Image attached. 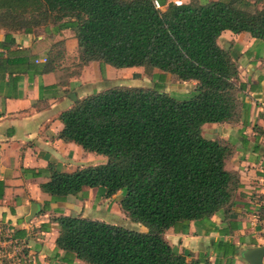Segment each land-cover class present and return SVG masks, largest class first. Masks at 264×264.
I'll list each match as a JSON object with an SVG mask.
<instances>
[{"label": "trees", "instance_id": "trees-1", "mask_svg": "<svg viewBox=\"0 0 264 264\" xmlns=\"http://www.w3.org/2000/svg\"><path fill=\"white\" fill-rule=\"evenodd\" d=\"M49 24L74 31L77 74L96 61L103 76L107 64L196 81L183 100L157 88L116 86L78 99L60 114L59 137L107 161L72 172L50 164L41 190L56 198L85 187L102 188L105 197L121 191V208L147 230L62 215L52 218L59 229L56 246L87 264H211L179 253L164 232L178 222H209L218 211L230 212L240 186L239 174L225 168L233 148L203 137L200 127L239 122L237 94L244 84L236 60L217 39L230 30L264 41V0H0L7 44L14 43L13 32ZM63 56V41L53 43L42 72L55 70ZM259 209L264 217V202ZM213 249L226 254L237 247L217 240Z\"/></svg>", "mask_w": 264, "mask_h": 264}, {"label": "crops", "instance_id": "crops-1", "mask_svg": "<svg viewBox=\"0 0 264 264\" xmlns=\"http://www.w3.org/2000/svg\"><path fill=\"white\" fill-rule=\"evenodd\" d=\"M11 37L14 43H5V30L0 28V224L12 227L14 236L26 240L34 264H87L56 246L59 229L52 218L73 214L113 223L105 217L108 197L104 190L85 187L76 195L56 198L40 186L50 178V164L72 172L107 161L103 155L61 139L59 116L76 100L106 89L101 84L110 79L111 66L104 65V76L96 61L75 73L77 40L69 28L49 24L32 33L13 32ZM57 41H63L64 56L55 70L42 72V59ZM217 42L227 45L236 60L239 82L244 84L237 94L243 108L238 123H205L200 132L232 146L225 168L239 174L240 186L228 214L221 210L209 222H178L165 230L164 237L179 253L189 252L188 259L250 264L244 252L264 245V217L259 211L264 202V41L248 32L224 30ZM184 83H191L186 91L190 97L196 81ZM32 208L35 213L30 217ZM136 224V230H147ZM217 240L233 243L236 252H216L213 243Z\"/></svg>", "mask_w": 264, "mask_h": 264}, {"label": "rangeland", "instance_id": "rangeland-1", "mask_svg": "<svg viewBox=\"0 0 264 264\" xmlns=\"http://www.w3.org/2000/svg\"><path fill=\"white\" fill-rule=\"evenodd\" d=\"M248 8L254 10L256 8L255 3H250ZM110 70V79L106 82L102 81L103 88L116 86L157 88L175 99L183 100L189 97V95H186V91L190 89L191 83L176 81L169 73H164L159 69L147 71L143 67L119 69L110 67ZM121 194V191H118L104 201L108 205V213L105 214V217L114 224L136 230L139 226L130 220L119 204Z\"/></svg>", "mask_w": 264, "mask_h": 264}, {"label": "built area", "instance_id": "built-area-1", "mask_svg": "<svg viewBox=\"0 0 264 264\" xmlns=\"http://www.w3.org/2000/svg\"><path fill=\"white\" fill-rule=\"evenodd\" d=\"M176 4L181 2L175 1ZM46 61V57L42 59ZM0 264H34L24 238L14 236V229L0 224Z\"/></svg>", "mask_w": 264, "mask_h": 264}, {"label": "water", "instance_id": "water-1", "mask_svg": "<svg viewBox=\"0 0 264 264\" xmlns=\"http://www.w3.org/2000/svg\"><path fill=\"white\" fill-rule=\"evenodd\" d=\"M223 48L228 51L229 47L227 45H223ZM70 97L73 100H76V98L69 94ZM35 213V209H31L30 217ZM244 258L250 263V264H264L263 258H264V245L255 246L252 248L247 249L244 252Z\"/></svg>", "mask_w": 264, "mask_h": 264}, {"label": "clouds", "instance_id": "clouds-1", "mask_svg": "<svg viewBox=\"0 0 264 264\" xmlns=\"http://www.w3.org/2000/svg\"><path fill=\"white\" fill-rule=\"evenodd\" d=\"M178 2H179V0H178Z\"/></svg>", "mask_w": 264, "mask_h": 264}]
</instances>
